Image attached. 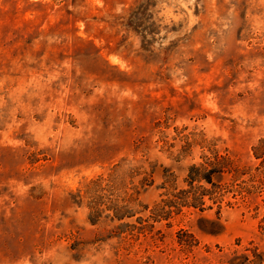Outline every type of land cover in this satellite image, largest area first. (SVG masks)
I'll list each match as a JSON object with an SVG mask.
<instances>
[{"label":"rangeland","instance_id":"obj_1","mask_svg":"<svg viewBox=\"0 0 264 264\" xmlns=\"http://www.w3.org/2000/svg\"><path fill=\"white\" fill-rule=\"evenodd\" d=\"M0 264H264V0H0Z\"/></svg>","mask_w":264,"mask_h":264},{"label":"trees","instance_id":"obj_2","mask_svg":"<svg viewBox=\"0 0 264 264\" xmlns=\"http://www.w3.org/2000/svg\"><path fill=\"white\" fill-rule=\"evenodd\" d=\"M226 174H231L234 179L239 174V168L235 166L234 162L228 156L221 157L215 155L212 158H206V161L198 166L192 165L189 168L185 180L187 188L179 190L175 194H165L167 198L162 199V204H157L155 208L156 215L160 216L159 213H161L164 214V218H169V214L173 212L170 210L171 207L177 208L178 210L182 207H191L201 211L205 209L206 199L217 204L218 209H220L222 202L220 189L223 188L222 181ZM104 181L110 182L108 179L104 180L101 178L93 182L95 188L92 196L93 201L89 205V209L94 220L97 219L101 213V209H99L96 204V199L98 193L105 189L102 186ZM165 208H168V210L165 211ZM112 214L111 218L117 221H121L124 218L131 216L120 213L117 208L113 210ZM259 256L255 255L256 258L261 260V257Z\"/></svg>","mask_w":264,"mask_h":264}]
</instances>
